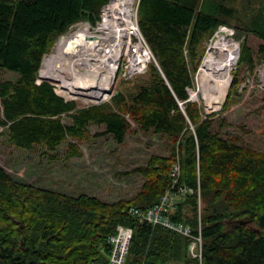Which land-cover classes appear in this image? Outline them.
I'll use <instances>...</instances> for the list:
<instances>
[{
  "label": "trees",
  "instance_id": "1",
  "mask_svg": "<svg viewBox=\"0 0 264 264\" xmlns=\"http://www.w3.org/2000/svg\"><path fill=\"white\" fill-rule=\"evenodd\" d=\"M109 1L0 0V74H17L15 80L0 79L2 134L16 148L39 146L45 153L71 139L66 156L72 158L82 155L79 143L91 135L90 124L105 125L96 135L123 143L134 123L142 132L168 136L171 154H154L134 168L144 177L141 190L115 202L22 182L0 163V264L106 261L107 239L119 224L133 229L125 264H264V150L222 132L230 125L222 114L231 108L239 72L220 111L204 114L189 92L206 44L221 24L236 27V38L243 39L238 68L255 71L264 43L256 49L247 39L264 42V12L257 10L246 23L229 0H140L139 25L156 62L144 73L118 78L110 101L80 107L50 80L39 81L43 58L70 25L96 24ZM263 110L264 102L251 114ZM242 129L264 137V118L256 128ZM176 160L179 183L200 187L201 217L197 192L180 200L170 217L190 225L194 234L201 221L202 259L190 256L189 238L130 212L160 200Z\"/></svg>",
  "mask_w": 264,
  "mask_h": 264
},
{
  "label": "rangeland",
  "instance_id": "2",
  "mask_svg": "<svg viewBox=\"0 0 264 264\" xmlns=\"http://www.w3.org/2000/svg\"><path fill=\"white\" fill-rule=\"evenodd\" d=\"M229 2L230 5L236 7L238 14L246 23L252 20L257 10L258 12L259 10L264 12V0H229ZM229 27L232 28V32L228 33V35L230 34L229 37L237 41L241 49L243 39L236 38V27ZM223 29L226 30V28ZM213 36H215V40L216 35ZM214 40L209 42V49H206L202 62L206 56L213 53ZM247 40L256 49L261 43H264L261 39L254 36H249ZM59 42L60 35L55 40L50 51L45 54L43 62L47 56L56 51ZM76 56L77 54L73 57L71 56L73 62L77 61L76 59L79 57ZM239 56L240 53L231 72V82L228 86L225 100L219 106L213 109L208 108L203 99V93L200 91L198 77L203 63H201L195 73L194 88L190 90L193 96L190 100L197 101L204 114L220 111L233 83V73L238 70V90L230 110L222 114V117H225L230 125L224 128L222 132L224 136L240 135L242 137L239 141L241 144L264 150L263 136L254 133L246 134L242 129L244 127L246 129H254L264 118V110L260 111L259 114H251L264 102V58L258 61L257 68L254 72H251L245 66L238 68ZM43 62L39 80H50L54 83L59 94L68 100L75 99L80 107L110 101L111 91L107 93L108 95L98 94L96 98L69 92L67 87H65L66 89L62 87L64 82L41 75ZM91 64H95V62L92 61ZM62 77H65L66 81H71L67 76ZM16 78L17 74L6 70H3L0 74L1 80H15ZM95 80L97 79L95 78ZM91 91L93 92L94 89ZM64 121L70 122V119L65 118ZM2 130L3 128H0V163L17 180L73 196L86 193L108 202L133 198L141 190L144 183V177L139 173L133 172V169L147 164L154 154L170 156L172 148V143L168 136L154 132H142L134 123L123 143L116 142L110 134L96 135L105 131V125L90 124L91 135L79 143L82 155L68 158L66 150L71 139L62 143L55 151L45 153V150L39 146L33 150L16 148L8 137L2 134Z\"/></svg>",
  "mask_w": 264,
  "mask_h": 264
},
{
  "label": "built area",
  "instance_id": "3",
  "mask_svg": "<svg viewBox=\"0 0 264 264\" xmlns=\"http://www.w3.org/2000/svg\"><path fill=\"white\" fill-rule=\"evenodd\" d=\"M139 4L140 0H110L103 6L100 19L96 22V24L80 20L70 25L67 32L68 34H72L74 30H82L83 34L90 36L97 35L100 37V41L92 46H103L104 51L106 52L105 56L108 60L111 58V55H117V58L111 61L114 63L117 60L113 86L110 90V97L115 94L116 81L118 78H131L135 75L144 73L150 63L153 61L156 62L152 48L139 25ZM222 28L229 30L227 33L232 32V28L225 24H221L215 33L217 34V32ZM61 35L62 34H60V36ZM214 37L215 36H212L209 42H213ZM209 42L207 43V50L209 49ZM190 90L192 89H189V92ZM58 92L59 91H57V93ZM69 92L71 91L69 90ZM190 96V98H192L193 95L190 93ZM180 175V161L176 160L171 168V177L173 179L172 183L161 196L160 200L147 209L132 207L130 212L147 223L161 225L171 231L180 233L189 238L188 252L190 256L202 259L203 238L201 234V221L199 234H194L190 225L175 222L170 217L175 205L180 200L184 199L188 195L194 194L195 192H197L199 197L198 208L199 215L201 217L202 204L200 202V187L196 190L194 187L187 184H180ZM132 236L133 229L131 227L121 224L117 225L116 231L107 239L111 246V251L108 253L106 261H94L90 264H125ZM166 264L183 263L179 261H169Z\"/></svg>",
  "mask_w": 264,
  "mask_h": 264
},
{
  "label": "bare ground",
  "instance_id": "4",
  "mask_svg": "<svg viewBox=\"0 0 264 264\" xmlns=\"http://www.w3.org/2000/svg\"><path fill=\"white\" fill-rule=\"evenodd\" d=\"M81 35L82 30H74L72 34L63 36L56 51L44 59L41 75L64 82L63 87H67L73 93L94 98L98 94L108 95L113 86L117 60L114 63L111 61L115 60L117 55H111L108 60L103 46L88 47L86 44L80 45L74 54H70L66 51L68 41ZM229 35L223 28L218 31L212 47L213 53L205 57L199 71L200 91L210 109L219 106L225 100L231 82V72L238 59L240 45ZM76 54L79 57L76 56L77 61L73 62L72 57ZM92 61L95 64H91ZM103 65L105 66L101 67ZM62 76H67L71 81H66Z\"/></svg>",
  "mask_w": 264,
  "mask_h": 264
},
{
  "label": "water",
  "instance_id": "5",
  "mask_svg": "<svg viewBox=\"0 0 264 264\" xmlns=\"http://www.w3.org/2000/svg\"><path fill=\"white\" fill-rule=\"evenodd\" d=\"M68 30H69V27L60 36V39L63 36L69 35L67 33ZM99 41H100V37L97 36V35L90 36V35L83 34V35L79 36V38H78V36L72 37V38H70V40L68 41V43L66 45V49H67L66 51H68L70 54H74L77 51V49L79 48L80 45L86 44L89 47V46H92L93 44H97ZM190 99H192V98H190ZM242 223H244V221Z\"/></svg>",
  "mask_w": 264,
  "mask_h": 264
}]
</instances>
